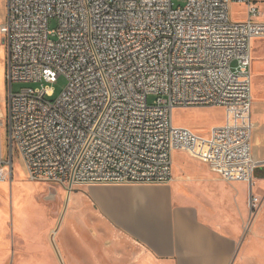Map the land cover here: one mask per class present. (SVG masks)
<instances>
[{
  "label": "built area",
  "instance_id": "2783aa9c",
  "mask_svg": "<svg viewBox=\"0 0 264 264\" xmlns=\"http://www.w3.org/2000/svg\"><path fill=\"white\" fill-rule=\"evenodd\" d=\"M233 2L246 4L245 20L231 19ZM260 15L252 0H5L0 182L17 159L30 180L69 188L164 184L173 153L183 151L224 180L245 182L252 217L260 204L251 155ZM59 76L63 90L47 99L53 91L42 83ZM13 82L41 86L13 93ZM150 94L156 98L148 104ZM209 105L222 107L225 121L206 135L173 124V109Z\"/></svg>",
  "mask_w": 264,
  "mask_h": 264
},
{
  "label": "crops",
  "instance_id": "0c3cea01",
  "mask_svg": "<svg viewBox=\"0 0 264 264\" xmlns=\"http://www.w3.org/2000/svg\"><path fill=\"white\" fill-rule=\"evenodd\" d=\"M251 120V155L258 161L252 187L260 198L251 218L245 182H228L206 162L180 151L182 157L172 156L167 183L89 184L81 186L85 192L67 194L68 222L79 220L93 232L99 227L125 242L108 241L101 249L87 243L69 246L59 252L63 262L230 264L244 256L239 239L248 219V264H264V80L252 99Z\"/></svg>",
  "mask_w": 264,
  "mask_h": 264
},
{
  "label": "rangeland",
  "instance_id": "374dc122",
  "mask_svg": "<svg viewBox=\"0 0 264 264\" xmlns=\"http://www.w3.org/2000/svg\"><path fill=\"white\" fill-rule=\"evenodd\" d=\"M255 1L261 12L260 20L264 21V0ZM185 0H174L176 5H183ZM229 14L232 20L242 21L247 16L245 3L233 2L229 4ZM5 15V0H0V22ZM57 21L50 19L48 29L55 30ZM50 38H53L50 35ZM252 97H256L261 90L264 80V38L254 39L252 42ZM5 48L0 43V120L6 116V97L8 84L5 80ZM259 61L262 67H258ZM66 84L63 76L56 78L53 83L43 82L42 86L52 88L53 100L59 96ZM41 83L13 82L11 92L17 93L30 87H40ZM155 95H148L147 102L151 104ZM172 121L176 126L193 128L199 134L205 135L213 126L225 121V111L219 106H189L173 109ZM0 145L5 149L6 136L3 125L0 128ZM180 151L173 154V159L182 157ZM191 157V156H190ZM85 192V188L75 185L69 188L65 184H58L46 180H30L22 163L15 159L13 173L9 180L0 182V264H71L63 262L59 252L69 246H79L87 243L96 249H101L108 241L117 240L112 233L99 227L90 231L81 221L78 225L68 222L67 211L70 201L67 194ZM251 218V216H249ZM72 225V226H69ZM240 248L245 249L244 256L238 257L230 264H248V219L239 239ZM240 250V249H239ZM239 250L237 254H239ZM129 258L127 253H123ZM236 254V255H237ZM84 257V256H82ZM99 260L104 259L100 254Z\"/></svg>",
  "mask_w": 264,
  "mask_h": 264
},
{
  "label": "bare ground",
  "instance_id": "6f19581e",
  "mask_svg": "<svg viewBox=\"0 0 264 264\" xmlns=\"http://www.w3.org/2000/svg\"><path fill=\"white\" fill-rule=\"evenodd\" d=\"M252 67V66H251ZM191 129H193V128H191ZM206 135V134H205ZM1 182H4V181H1Z\"/></svg>",
  "mask_w": 264,
  "mask_h": 264
},
{
  "label": "water",
  "instance_id": "95a60500",
  "mask_svg": "<svg viewBox=\"0 0 264 264\" xmlns=\"http://www.w3.org/2000/svg\"><path fill=\"white\" fill-rule=\"evenodd\" d=\"M1 43H3V40L1 41Z\"/></svg>",
  "mask_w": 264,
  "mask_h": 264
}]
</instances>
